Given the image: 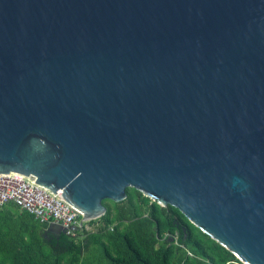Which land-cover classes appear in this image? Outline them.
I'll use <instances>...</instances> for the list:
<instances>
[{
	"label": "water",
	"instance_id": "obj_1",
	"mask_svg": "<svg viewBox=\"0 0 264 264\" xmlns=\"http://www.w3.org/2000/svg\"><path fill=\"white\" fill-rule=\"evenodd\" d=\"M0 173L86 218L132 186L264 264V0H0Z\"/></svg>",
	"mask_w": 264,
	"mask_h": 264
},
{
	"label": "trees",
	"instance_id": "obj_2",
	"mask_svg": "<svg viewBox=\"0 0 264 264\" xmlns=\"http://www.w3.org/2000/svg\"><path fill=\"white\" fill-rule=\"evenodd\" d=\"M76 236L11 202L0 205V264H244L174 205L132 186Z\"/></svg>",
	"mask_w": 264,
	"mask_h": 264
},
{
	"label": "built area",
	"instance_id": "obj_3",
	"mask_svg": "<svg viewBox=\"0 0 264 264\" xmlns=\"http://www.w3.org/2000/svg\"><path fill=\"white\" fill-rule=\"evenodd\" d=\"M50 194L45 189L23 179L6 173H0V205L11 202L18 208L32 213L39 221L58 225L69 235L87 230L91 231L96 226V221L86 218L68 208L56 194L61 193V188Z\"/></svg>",
	"mask_w": 264,
	"mask_h": 264
}]
</instances>
